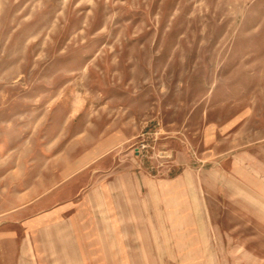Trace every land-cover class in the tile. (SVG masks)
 I'll return each instance as SVG.
<instances>
[{
  "label": "rangeland",
  "instance_id": "1",
  "mask_svg": "<svg viewBox=\"0 0 264 264\" xmlns=\"http://www.w3.org/2000/svg\"><path fill=\"white\" fill-rule=\"evenodd\" d=\"M141 171L169 264H264V0H0V230Z\"/></svg>",
  "mask_w": 264,
  "mask_h": 264
},
{
  "label": "crops",
  "instance_id": "2",
  "mask_svg": "<svg viewBox=\"0 0 264 264\" xmlns=\"http://www.w3.org/2000/svg\"><path fill=\"white\" fill-rule=\"evenodd\" d=\"M113 187L111 200L101 185L79 202L19 208L16 229L0 230V264H169L167 184L141 171L118 174Z\"/></svg>",
  "mask_w": 264,
  "mask_h": 264
}]
</instances>
